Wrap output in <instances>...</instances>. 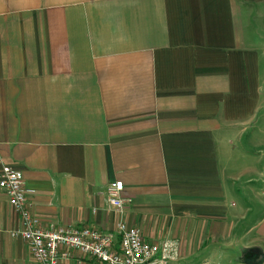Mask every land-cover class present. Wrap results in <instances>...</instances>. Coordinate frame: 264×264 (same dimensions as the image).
Returning a JSON list of instances; mask_svg holds the SVG:
<instances>
[{
  "label": "crops",
  "instance_id": "crops-1",
  "mask_svg": "<svg viewBox=\"0 0 264 264\" xmlns=\"http://www.w3.org/2000/svg\"><path fill=\"white\" fill-rule=\"evenodd\" d=\"M262 125L264 0H0V168L43 228L112 233L121 182L125 225L178 264H264ZM7 199L0 264H35Z\"/></svg>",
  "mask_w": 264,
  "mask_h": 264
},
{
  "label": "built area",
  "instance_id": "built-area-1",
  "mask_svg": "<svg viewBox=\"0 0 264 264\" xmlns=\"http://www.w3.org/2000/svg\"><path fill=\"white\" fill-rule=\"evenodd\" d=\"M0 190L22 225L13 236L19 235L26 243L35 264H178L181 259L178 241L168 239L152 244L136 228L125 225L124 208L131 201L121 196V182H111L105 190L108 206L119 216L112 233L90 228L41 227L27 208L28 191L22 173L7 165L0 168Z\"/></svg>",
  "mask_w": 264,
  "mask_h": 264
},
{
  "label": "rangeland",
  "instance_id": "rangeland-1",
  "mask_svg": "<svg viewBox=\"0 0 264 264\" xmlns=\"http://www.w3.org/2000/svg\"><path fill=\"white\" fill-rule=\"evenodd\" d=\"M246 137H250L251 138V156L252 157L250 159V163L253 167H256L257 169L259 168L264 169V159L261 160V158H264V125H262L261 128L257 127V128H251L248 129L246 135ZM260 148V149H259ZM262 148V149H261ZM256 171V169H255ZM256 173L252 172V175H255ZM258 175V174H257ZM257 177V176H256ZM262 178L260 179L259 177L257 178V181L255 183H253V187H257L258 189H262V186H264V180H262ZM229 254H232L231 250H228ZM200 255H198L197 257H194L191 259V262H196L197 258H199ZM253 260V259H251ZM249 262H250V258H249Z\"/></svg>",
  "mask_w": 264,
  "mask_h": 264
},
{
  "label": "water",
  "instance_id": "water-1",
  "mask_svg": "<svg viewBox=\"0 0 264 264\" xmlns=\"http://www.w3.org/2000/svg\"><path fill=\"white\" fill-rule=\"evenodd\" d=\"M259 259L256 260V262H258Z\"/></svg>",
  "mask_w": 264,
  "mask_h": 264
}]
</instances>
